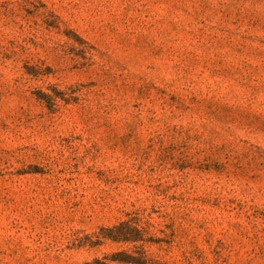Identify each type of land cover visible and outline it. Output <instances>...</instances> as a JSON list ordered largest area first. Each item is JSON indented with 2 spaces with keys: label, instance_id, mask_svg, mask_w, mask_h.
I'll use <instances>...</instances> for the list:
<instances>
[{
  "label": "rangeland",
  "instance_id": "rangeland-1",
  "mask_svg": "<svg viewBox=\"0 0 264 264\" xmlns=\"http://www.w3.org/2000/svg\"><path fill=\"white\" fill-rule=\"evenodd\" d=\"M95 260L264 264V0H0V264Z\"/></svg>",
  "mask_w": 264,
  "mask_h": 264
},
{
  "label": "trees",
  "instance_id": "trees-1",
  "mask_svg": "<svg viewBox=\"0 0 264 264\" xmlns=\"http://www.w3.org/2000/svg\"><path fill=\"white\" fill-rule=\"evenodd\" d=\"M104 259H106V258H104ZM103 259V260H104ZM94 263H98V264H105L103 261H101V260H95L94 262H93V264ZM87 264H90V263H87ZM92 264V263H91Z\"/></svg>",
  "mask_w": 264,
  "mask_h": 264
}]
</instances>
